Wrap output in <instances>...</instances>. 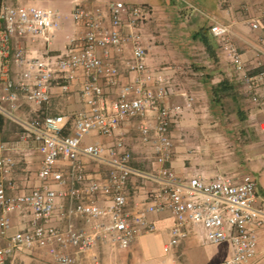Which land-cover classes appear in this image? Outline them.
<instances>
[{
    "label": "built area",
    "instance_id": "1",
    "mask_svg": "<svg viewBox=\"0 0 264 264\" xmlns=\"http://www.w3.org/2000/svg\"><path fill=\"white\" fill-rule=\"evenodd\" d=\"M152 16L150 7L122 1H107L93 8L77 3L71 11L76 47L66 53L35 55L21 46L11 51L12 39L48 42L60 26L58 13L0 0V60H10L21 68L17 80L0 70V101L9 105L8 110L0 105V137L5 116L32 138L41 157L38 185L21 193L11 177L14 160L0 138V262L24 249L41 251L57 264H100L99 244L127 250L138 235L157 231L148 216L164 212L173 218L163 244L166 254L181 240L195 235L200 245L229 242L230 256L214 264H244L255 257L256 229L264 227V210L254 206L255 179L248 174L235 180L227 174L206 176L199 171L183 177L169 166L171 128L192 108L194 96L177 91L165 73L153 72L147 65L144 27ZM258 26L257 20L251 22L253 29ZM210 32L219 38L251 100L264 103V90H259L264 73L244 71L229 25L215 23ZM127 45L132 56L124 64L134 77L120 85L116 97L109 100L102 83L117 86L119 75L110 54ZM77 71L84 74L80 96L87 108L70 118L71 125L62 114L27 120L14 117L19 93L35 106H46L53 78H60L59 86L66 92ZM175 93L182 102L165 104ZM133 119L138 120L137 135L146 147L145 157L150 158L148 168L132 166V152L115 135L122 123ZM257 128L264 134V120ZM92 132L111 139V144L84 143ZM84 160L104 166L102 176L87 174ZM131 187H138L144 200L133 198ZM98 197L105 202H97ZM59 200L66 203L67 221L62 228L52 223ZM13 214L29 216V221L25 228L9 233ZM75 219L84 225H76Z\"/></svg>",
    "mask_w": 264,
    "mask_h": 264
},
{
    "label": "crops",
    "instance_id": "2",
    "mask_svg": "<svg viewBox=\"0 0 264 264\" xmlns=\"http://www.w3.org/2000/svg\"><path fill=\"white\" fill-rule=\"evenodd\" d=\"M107 1L112 0H7L12 4L21 3L55 10L60 21L59 28L52 33L48 42L43 39L29 41L14 37L11 51L21 46L28 53L43 55L47 52L66 53L74 49L77 42L72 41L76 37V30L71 11L75 4L93 8ZM144 6L150 7L153 12L151 21L144 27L143 43L148 46L147 65L153 72L165 73L175 84L177 91L185 90L195 98L192 108L185 111L171 128L173 155L169 166L183 177L197 171L212 176L221 168L235 180L248 174L255 179L257 186L254 206L264 210V134L257 128L258 123L264 120V103L251 100L241 75L229 60L219 38L210 32V26L215 23L228 24L230 38L241 56L244 71L250 75L264 73V0H149ZM254 20L258 21L257 29L251 27ZM199 32L208 40V49L197 37ZM131 56L129 45L119 51H111L109 59L118 68L119 75L117 86L102 83L109 100L116 97L120 85L133 80L134 73L128 71L124 64ZM174 63L184 67L183 74L176 73L169 67ZM20 69L10 60H0V70L9 79L17 80ZM83 80L84 74L77 71L69 89L64 92L59 86L60 78L55 76L49 88L50 102L42 107L35 106L19 93L17 108L12 114L18 120L44 114H62L69 119L71 125L70 118L87 108L80 96ZM259 90H264V81ZM181 102L182 97L175 93L166 99L165 104ZM0 105L5 110L9 108L5 101H0ZM7 119L9 118L5 116L1 118L0 138L9 147L8 153L14 160L11 177L17 191L28 192L31 189L29 183L33 179L37 185L39 183L36 172L41 157L32 138L25 136L16 121L11 120L17 124L13 125L7 123ZM137 124L136 119L124 122L117 128L115 135L121 137L125 148L132 152L133 160L130 164L148 168L151 165L150 158L145 157L146 147L138 138ZM86 137L83 139L84 143L97 141L110 145L112 141L98 135ZM222 148L230 149V156L224 160L205 155V151ZM191 149L203 151L202 155H192ZM232 150L235 157L232 156ZM84 169L90 176L98 178L105 171L104 166L90 160H84ZM129 193L137 200H144L143 192L138 187L129 188ZM97 202L104 203L105 199L98 197ZM65 210L66 203L59 200L54 209V225L61 228L65 226ZM24 217L26 216L12 215L9 233L27 226L22 223L26 221ZM148 217L156 224V232L138 235L130 248L119 250L124 253L118 256L112 254V249H116L112 245L99 244L97 252L100 264H214L227 259L231 254L229 242H223L224 245L218 252L211 251L204 248L207 245H200L195 235L181 240L166 254L163 244L169 237L173 218L168 212L150 214ZM74 221L78 226L84 225L81 220ZM157 234L162 237L160 250L165 256H152L150 253L152 237ZM256 240V255L244 264H254L264 254V227L256 229ZM22 252L30 255L29 251L20 249L12 256H23ZM143 254L146 256H142Z\"/></svg>",
    "mask_w": 264,
    "mask_h": 264
},
{
    "label": "rangeland",
    "instance_id": "3",
    "mask_svg": "<svg viewBox=\"0 0 264 264\" xmlns=\"http://www.w3.org/2000/svg\"><path fill=\"white\" fill-rule=\"evenodd\" d=\"M11 1H15V0H11ZM112 1H117V0H112ZM122 2H125V3H129V4H137V5H144L146 2H148L149 0H120ZM163 32H165V30H161ZM158 33H159V30H158ZM160 42H163V39H160ZM171 69L173 71H175L176 73H180V74H183L184 72V67L179 64V63H174V64H171ZM195 99V98H194ZM7 123L10 122V124H13V125H17L14 121H11V119H7ZM90 135H93V136H97V134L95 132H92L90 133ZM87 139V137L85 138ZM90 142V141H89ZM230 149L228 148H222L221 150H211V151H205L206 154L205 155H211L213 158L215 157L216 160L218 158H221L222 160H224V158H227L230 156V153H229ZM201 152L203 151H200L199 149H191L190 150V153L192 155H197V157H200L202 154ZM215 154V155H214ZM232 156H236L234 151L232 150ZM211 157V159L213 160V158ZM224 162V161H223ZM215 173H223V174H227L222 168L221 169H217L216 172H214L213 174ZM212 174V175H213ZM30 187L29 188H33L37 185V182H35V179H33L30 183H29ZM132 196V194H131ZM24 219L26 221H22V223H27L29 221V216H26L24 217ZM155 222L158 224V221L155 220ZM152 241L150 243L151 245V255L152 256H165V253L162 252L160 250V244L162 243V237L160 235H153L152 237ZM224 244H216V245H207L205 246L204 248H207L211 251H216L218 252L219 251V248H221ZM30 255H27L26 253H23V256H10V257H7L5 258L4 260H2L0 262V264H57L55 262H53L49 256L45 255V253L41 252V251H35L32 253V251H29ZM120 253H124L123 251H119L117 249H112V254L118 256ZM142 256H146V255H142ZM254 264H264V254L262 256H260V258H258L256 261H254Z\"/></svg>",
    "mask_w": 264,
    "mask_h": 264
},
{
    "label": "trees",
    "instance_id": "4",
    "mask_svg": "<svg viewBox=\"0 0 264 264\" xmlns=\"http://www.w3.org/2000/svg\"><path fill=\"white\" fill-rule=\"evenodd\" d=\"M197 37H199V38L201 39L202 43L205 44V46H206L207 49H208V47H209V42H208V40L206 39V37L204 36V34H203L202 32H199V33L197 34Z\"/></svg>",
    "mask_w": 264,
    "mask_h": 264
}]
</instances>
